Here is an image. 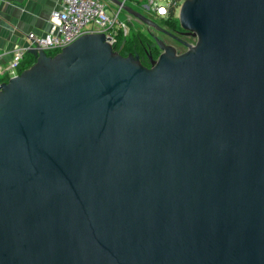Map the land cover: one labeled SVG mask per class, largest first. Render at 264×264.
Here are the masks:
<instances>
[{"label": "water", "instance_id": "1", "mask_svg": "<svg viewBox=\"0 0 264 264\" xmlns=\"http://www.w3.org/2000/svg\"><path fill=\"white\" fill-rule=\"evenodd\" d=\"M177 21L150 67L85 34L0 84V264H264V0Z\"/></svg>", "mask_w": 264, "mask_h": 264}, {"label": "built area", "instance_id": "2", "mask_svg": "<svg viewBox=\"0 0 264 264\" xmlns=\"http://www.w3.org/2000/svg\"><path fill=\"white\" fill-rule=\"evenodd\" d=\"M122 5L117 6L105 0H62L61 12L56 13L55 28L47 36L26 35L28 47L15 50L11 62L6 65L0 63V84L19 75V69L25 56L32 48L48 52H59L79 37L85 34H103L112 46L118 51L120 33H128V27L119 20L122 6L128 1L140 7L153 18L167 19L170 13L179 11L186 0H119ZM113 4L115 10H108ZM109 11V12H108ZM126 17H130L126 14ZM152 18V17H151Z\"/></svg>", "mask_w": 264, "mask_h": 264}, {"label": "crops", "instance_id": "3", "mask_svg": "<svg viewBox=\"0 0 264 264\" xmlns=\"http://www.w3.org/2000/svg\"><path fill=\"white\" fill-rule=\"evenodd\" d=\"M62 0H0V63L11 62L16 49L28 47L26 35L47 36L55 28ZM26 55L25 62H31Z\"/></svg>", "mask_w": 264, "mask_h": 264}, {"label": "rangeland", "instance_id": "4", "mask_svg": "<svg viewBox=\"0 0 264 264\" xmlns=\"http://www.w3.org/2000/svg\"><path fill=\"white\" fill-rule=\"evenodd\" d=\"M140 5L141 4H138V5H135L133 2H131V1H128L127 3H126V6H128V7H130V8H132V9H134L135 11H138V12H140V13H142V14H145V15H147V16H149V17H154V16H150L149 14H147L141 7H140ZM115 10L116 8H115V6L113 5V4H109L108 5V10ZM109 12V11H108ZM177 14H178V12L175 14V19L177 18ZM153 19H155V20H157V22H158V20H163V19H160V18H153ZM119 20H121L123 23H125V25H126V27H128L129 28V30H128V32L129 31H133V33H135V34H144L145 36H146V42H144V44L143 45H145V44H150V46L151 47H155V43H153V41H151V39L149 38V36H147V29H146V26L144 25V24H142L140 21H138L137 19H134V18H132V17H126V13L124 12V11H122L121 13H120V15H119ZM177 20V19H176ZM159 23V22H158ZM160 24V23H159ZM150 33H152L155 37H157L160 41H163L164 43H166V44H168V45H170V46H172V47H174L177 51H178V53H183V52H185L186 51V49L184 48V47H182L181 45H177V44H175L174 42H172L171 40H169V39H166V38H164L163 36H161V34L160 33H158V32H156V31H154V30H151L150 31ZM121 34V33H120ZM186 41H188V43H190V44H193L194 43V40L193 39H186ZM156 48V47H155ZM157 49V51L155 52V53H153V55H151L152 56V59H157V57L159 56V54H160V51L158 50V48H156ZM148 67H150V66H148Z\"/></svg>", "mask_w": 264, "mask_h": 264}, {"label": "flooded vegetation", "instance_id": "5", "mask_svg": "<svg viewBox=\"0 0 264 264\" xmlns=\"http://www.w3.org/2000/svg\"><path fill=\"white\" fill-rule=\"evenodd\" d=\"M145 16L148 17L150 20H152L155 24H157L161 29H163L165 31V33H162V32L156 31V30H154V31L160 33L161 36H163L166 39L171 40L175 44L181 45L182 47H184L186 49V47L184 46V43H188V41H186V39H193L194 43H195V39L194 38L185 35V32L179 27L178 22L174 26V28H171V27H168L165 23L161 22L160 20H158V22L160 23L159 24L157 22V20H155V19H153V18H151V17H149L147 15H145ZM146 29H147V31H146L147 32V36H149L151 41H153V43H155L154 40H153V36L154 35L152 33H150V31L152 29L148 28L147 26H146ZM128 30H129V28H128ZM164 44L167 45V46H170V45H168L166 43H164ZM155 47L158 48L156 46V44H155ZM155 47H151L149 43L143 45L142 41L138 40V46H134L132 48V51H129L127 55L132 54L134 57H137L138 59L141 58L142 56H146V55H148V57H149V56H151V53H155L157 51V49ZM170 47H172V46H170ZM172 48H174V47H172ZM120 50H119V53H120ZM174 50L176 51L177 55L182 54V53H178V51L175 48H174ZM121 52H123V49L121 50Z\"/></svg>", "mask_w": 264, "mask_h": 264}, {"label": "trees", "instance_id": "6", "mask_svg": "<svg viewBox=\"0 0 264 264\" xmlns=\"http://www.w3.org/2000/svg\"><path fill=\"white\" fill-rule=\"evenodd\" d=\"M176 19H175L174 14L170 13V15L168 16L167 19H163L160 21L165 23L168 27L174 28V26L178 22ZM138 40L142 41V43L144 44V42H146V36L144 34H139V33L135 34V33H133V31H129L126 35H123V33L121 32V34L119 36V41H118V50L123 49V52H121V50H120V54L122 56H127L128 52L132 51V48L134 46H138ZM57 53L58 52H48L47 54L49 56H54ZM27 55H29V54H27ZM151 55H153V53H151ZM153 60H155V59H153ZM139 61L145 67L150 66V60H149L148 55L142 56L141 58H139ZM34 62H35L34 58L31 62H25V63L23 62V64L21 65V67L19 69V73L22 72L24 69L29 68Z\"/></svg>", "mask_w": 264, "mask_h": 264}]
</instances>
